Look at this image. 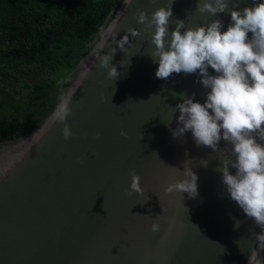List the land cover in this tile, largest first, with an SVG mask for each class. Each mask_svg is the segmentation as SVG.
<instances>
[{"label":"water","instance_id":"1","mask_svg":"<svg viewBox=\"0 0 264 264\" xmlns=\"http://www.w3.org/2000/svg\"><path fill=\"white\" fill-rule=\"evenodd\" d=\"M251 4L237 0L229 8ZM161 6L166 0H119L50 114L27 136L0 145V264H264L262 229L228 198L215 171L219 160L234 159L231 146L222 141L213 152L197 147L191 132L171 134L179 115L173 107L182 102L175 93H195L203 103L206 90L196 74L155 77L151 34L137 13L150 19ZM172 11L170 30L176 19L192 28L216 18L223 30L230 23V15L200 14L195 0H174ZM125 37L123 52L118 43ZM116 48L114 80L99 64ZM62 101L72 109L68 140L57 119ZM184 166L198 176L195 198L165 192L183 178ZM132 172L142 195L128 194ZM233 218L242 221L238 228Z\"/></svg>","mask_w":264,"mask_h":264},{"label":"clouds","instance_id":"2","mask_svg":"<svg viewBox=\"0 0 264 264\" xmlns=\"http://www.w3.org/2000/svg\"><path fill=\"white\" fill-rule=\"evenodd\" d=\"M173 3L174 0H166V6L157 8L150 19L145 10L137 13V22L151 34L150 46L154 47L149 57L153 63L158 62L155 77L167 81L173 74H196L195 83L206 90L203 103L195 101V93H175L173 98L179 97L182 102L173 107L174 114L179 115H175L177 127L171 134L174 139H180L191 132L197 147H207L213 152L221 150L222 141L231 146L234 159L219 160L215 171L222 173L228 198L262 229L258 238L264 240V0H252L251 6L231 9L229 4L235 5L237 0H195L200 14L230 15L227 30H223L225 26L219 18L195 28L186 27L184 20L176 19L175 27L170 30ZM129 31L132 36L141 34L139 30ZM128 43L125 37L119 41L118 49L126 51ZM116 51L117 48L111 55L102 57L99 64L100 68L108 69L109 78L114 80L120 75L118 67L109 64ZM209 68L215 75L210 74ZM71 114L70 103L62 101L57 119L64 123L65 140L72 136L71 126L65 123ZM121 135L127 137L124 132ZM96 138L99 139V134ZM201 166L207 168L208 161L201 159ZM168 167L181 173L177 167ZM231 169L235 170L234 174ZM130 175L128 194L142 195L140 177L135 172ZM182 177L168 184L165 192L187 193L195 198L197 174L184 166ZM233 219L238 228L242 221ZM151 231H160L158 221L151 224Z\"/></svg>","mask_w":264,"mask_h":264},{"label":"trees","instance_id":"3","mask_svg":"<svg viewBox=\"0 0 264 264\" xmlns=\"http://www.w3.org/2000/svg\"><path fill=\"white\" fill-rule=\"evenodd\" d=\"M118 1L0 0V145L50 114Z\"/></svg>","mask_w":264,"mask_h":264}]
</instances>
